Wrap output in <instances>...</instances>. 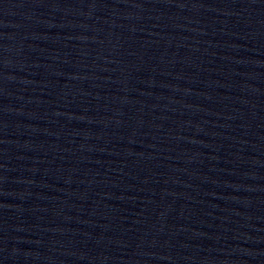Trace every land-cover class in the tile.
<instances>
[{"label": "water", "instance_id": "1", "mask_svg": "<svg viewBox=\"0 0 264 264\" xmlns=\"http://www.w3.org/2000/svg\"><path fill=\"white\" fill-rule=\"evenodd\" d=\"M0 264H264V0H0Z\"/></svg>", "mask_w": 264, "mask_h": 264}]
</instances>
